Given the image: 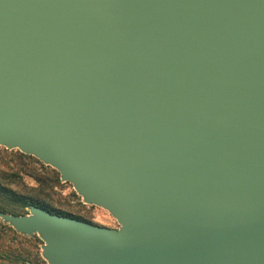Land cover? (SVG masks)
<instances>
[{
    "label": "water",
    "instance_id": "obj_1",
    "mask_svg": "<svg viewBox=\"0 0 264 264\" xmlns=\"http://www.w3.org/2000/svg\"><path fill=\"white\" fill-rule=\"evenodd\" d=\"M0 147L118 223L0 211L48 264H264V0H0Z\"/></svg>",
    "mask_w": 264,
    "mask_h": 264
},
{
    "label": "rangeland",
    "instance_id": "obj_2",
    "mask_svg": "<svg viewBox=\"0 0 264 264\" xmlns=\"http://www.w3.org/2000/svg\"><path fill=\"white\" fill-rule=\"evenodd\" d=\"M0 174L10 175V187L18 192L30 193L40 188L37 177L49 182V198L53 206L64 213L79 216L93 224L117 228V221L105 209L84 203L81 196L69 182H62L59 173L37 158L0 147ZM54 178H57L56 186ZM52 186V187H51ZM28 213V211H27ZM0 220V264H14L16 257H27L33 264H48L40 254L42 240L35 234L32 237L19 234Z\"/></svg>",
    "mask_w": 264,
    "mask_h": 264
},
{
    "label": "trees",
    "instance_id": "obj_3",
    "mask_svg": "<svg viewBox=\"0 0 264 264\" xmlns=\"http://www.w3.org/2000/svg\"><path fill=\"white\" fill-rule=\"evenodd\" d=\"M9 177L10 175L6 177L0 174V211L1 212L13 214V215H23V214H27V211L31 205H34L43 208L51 213L83 220L79 216H74L69 213H64L53 206L51 199L49 198V192H48L49 182L47 179L38 176L37 179L41 187L37 189H33L32 192L30 193H22L10 187L9 183L11 180ZM57 180H58L57 178H54L53 181L54 184H52L53 187L56 186ZM28 263H32V260L27 257L18 256L14 260V264H28Z\"/></svg>",
    "mask_w": 264,
    "mask_h": 264
}]
</instances>
